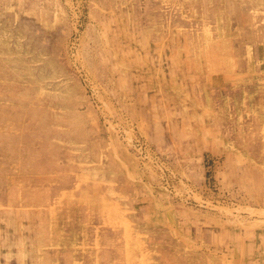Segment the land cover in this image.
<instances>
[{
	"label": "rangeland",
	"instance_id": "rangeland-1",
	"mask_svg": "<svg viewBox=\"0 0 264 264\" xmlns=\"http://www.w3.org/2000/svg\"><path fill=\"white\" fill-rule=\"evenodd\" d=\"M0 264H264V0H0Z\"/></svg>",
	"mask_w": 264,
	"mask_h": 264
}]
</instances>
